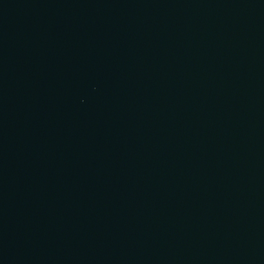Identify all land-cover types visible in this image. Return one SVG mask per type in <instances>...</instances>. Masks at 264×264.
I'll use <instances>...</instances> for the list:
<instances>
[{"label":"water","instance_id":"1","mask_svg":"<svg viewBox=\"0 0 264 264\" xmlns=\"http://www.w3.org/2000/svg\"><path fill=\"white\" fill-rule=\"evenodd\" d=\"M0 264H264V0H0Z\"/></svg>","mask_w":264,"mask_h":264}]
</instances>
